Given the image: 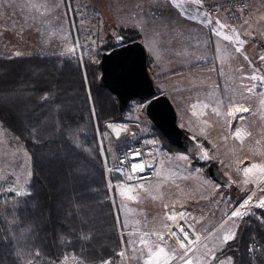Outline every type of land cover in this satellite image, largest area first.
<instances>
[{
  "label": "trees",
  "instance_id": "1",
  "mask_svg": "<svg viewBox=\"0 0 264 264\" xmlns=\"http://www.w3.org/2000/svg\"><path fill=\"white\" fill-rule=\"evenodd\" d=\"M118 36L124 39L120 45L140 40L134 29H120ZM112 40H105L101 55L119 46ZM98 63L83 48L81 55L0 57V125L23 143L32 171L25 196H0V264H68L69 257L121 264L120 227L108 186L109 179L114 186L123 177L117 168L106 170V135L112 125L124 128L131 104L140 101L121 113L117 98L100 85ZM152 130L166 149L185 153L154 125ZM14 207L18 219L12 226L4 216ZM254 240L264 242L263 213L239 228L215 262L253 264L247 248Z\"/></svg>",
  "mask_w": 264,
  "mask_h": 264
},
{
  "label": "rangeland",
  "instance_id": "2",
  "mask_svg": "<svg viewBox=\"0 0 264 264\" xmlns=\"http://www.w3.org/2000/svg\"><path fill=\"white\" fill-rule=\"evenodd\" d=\"M24 1V19L30 17L33 9V20L24 23L22 39H13L19 48L15 51L16 46L7 43V48H0V57L51 55L57 52L81 55L83 48L84 55L99 62L101 49L109 36L115 45L124 41L118 36L123 23L116 27L112 19L111 0ZM159 1L151 0L153 7L149 12L164 11V6L159 5ZM177 2L185 8V14H191L192 11H200L201 14L205 12L201 0ZM191 3H195L194 7ZM150 4L147 3L148 6ZM252 11H264V0H252ZM124 22L127 23V20ZM17 32L19 33V28ZM141 109L140 102L131 104L125 121L120 124L126 129L121 138H117L112 129L106 135L107 155L110 158V167L106 166L107 172L117 167L118 152L139 138H150L157 143L159 150L153 179L131 182L121 172L123 178L119 184L113 186L109 179L108 187L120 227L119 255L124 254L120 255L121 264H164L173 255V250L177 259L171 260L170 264H185L187 260H191L192 264H233L231 258L215 262V257L236 237L241 226L246 225L252 217L264 214V207L254 206L264 199V176L257 180L258 187L254 193L249 191L255 184L246 183L242 197H236L234 190L228 192L205 175L203 164L208 163L204 155L197 158L166 149L156 138L152 122ZM180 114L182 115L181 112ZM178 123L182 129H188L185 131L191 136V126L182 116ZM101 153L107 161L103 148ZM31 179V158L28 151L19 139L11 136L0 125V196H25ZM249 198L252 204L247 209L248 214L242 218L232 216L234 210H245L239 206ZM180 213L184 214L183 217L192 226L195 223L201 233L208 236L204 244L183 259H180L181 251L170 240L160 239L166 233L168 225L181 217ZM170 215L175 218L169 220ZM4 217L9 225L15 226L18 219L15 207L6 210ZM229 234H234V238L224 242L223 236ZM157 246L163 247L167 256L157 257ZM67 262L81 264L80 260L73 257H69Z\"/></svg>",
  "mask_w": 264,
  "mask_h": 264
},
{
  "label": "crops",
  "instance_id": "3",
  "mask_svg": "<svg viewBox=\"0 0 264 264\" xmlns=\"http://www.w3.org/2000/svg\"><path fill=\"white\" fill-rule=\"evenodd\" d=\"M24 3L0 0V48L7 43L19 48L13 39H22L24 23L33 20V9L24 19ZM147 3L151 0H111L113 22L139 33L157 93L191 126L206 162L217 164L231 182L224 189L242 197L246 183H254L249 191L254 193L264 176V59L256 45L257 39L264 43V11H253L251 23L234 25L204 11L208 17L200 11L185 14L177 0H160L161 13L149 12L153 6ZM234 109L240 111L236 116Z\"/></svg>",
  "mask_w": 264,
  "mask_h": 264
},
{
  "label": "water",
  "instance_id": "4",
  "mask_svg": "<svg viewBox=\"0 0 264 264\" xmlns=\"http://www.w3.org/2000/svg\"><path fill=\"white\" fill-rule=\"evenodd\" d=\"M98 69L101 73V87L117 98L121 113L126 112L131 102H142V113L170 145L191 157L202 155L198 143L180 127L178 112L171 100L166 95L157 93L149 72L147 50L141 40L119 45L102 53ZM111 128L117 138L125 131L117 124ZM204 173L221 187L230 189L231 182L217 164H207Z\"/></svg>",
  "mask_w": 264,
  "mask_h": 264
},
{
  "label": "built area",
  "instance_id": "5",
  "mask_svg": "<svg viewBox=\"0 0 264 264\" xmlns=\"http://www.w3.org/2000/svg\"><path fill=\"white\" fill-rule=\"evenodd\" d=\"M201 2L205 13L211 18H224L234 25L251 23L253 20L252 0H201ZM256 45L260 56L264 57V43L257 39ZM239 112V110L234 109L231 115L236 116ZM158 152L157 143L153 140L139 138L118 152L116 168L131 182H143L153 179L156 175ZM136 165H142L143 170L135 168ZM186 224L191 227L185 226L184 230L189 233L190 238L194 236V242L185 245V248L189 250L187 254L204 244L208 239L207 235L195 230L185 217L174 219L168 225L163 238L170 240L182 254L185 249L180 248L179 240L173 233L181 225ZM247 255L253 264H260L261 262L264 264V242L256 240L250 242Z\"/></svg>",
  "mask_w": 264,
  "mask_h": 264
},
{
  "label": "snow or ice",
  "instance_id": "6",
  "mask_svg": "<svg viewBox=\"0 0 264 264\" xmlns=\"http://www.w3.org/2000/svg\"><path fill=\"white\" fill-rule=\"evenodd\" d=\"M217 23H220V22L217 21ZM225 26L226 25H224V24H220L221 28H224ZM217 34L219 35L220 33H217ZM224 39H230V37L225 36ZM262 59H264V57H262ZM251 79H256V77L253 76V77H251ZM249 91H251V89H249ZM246 110L247 109H245V111ZM236 135L240 136L241 134L238 132ZM255 167L256 166L254 165L253 168H255ZM135 168L143 170V166L142 165H136ZM135 168H134V170H135ZM248 171L251 172L252 169L250 168V169H248ZM260 171L264 172V168L260 169ZM251 204H252V201L249 198L245 203H243L241 206H239L240 208H243L245 210H243V211L234 210L233 213H232V216L237 217V218H242L243 216L247 215L248 214L247 209H248L249 205H251ZM254 206L264 207V199H261L259 201V204L258 205H254ZM179 215L181 217H183L184 214L180 213ZM174 218L175 217L171 216V215L168 217L169 220H172ZM185 226H188L189 228L191 227L190 225H187V224L186 225H181V227L178 228L177 231L173 233V235L177 236V239L179 240L180 248L181 249H185L184 253L180 256V259H183V257L186 256L188 251H189L188 249L185 248V245L186 244H191V243L194 242V236L192 238L189 237V233L184 230ZM86 238L87 237H85V239ZM233 238H234V234H229V235H224L222 239H223L224 242H227V241H229V240H231ZM160 239L163 240V236H161ZM157 248H158V251L155 253V255L157 257H159L161 255L167 256V253L165 252V249L163 247L157 246ZM36 255H39V253L37 252ZM120 255L123 256L124 254L120 253ZM174 259H177L176 255H175V250H173V255L170 257V259H166L165 260L164 264H170V261L174 260ZM81 264H82V261H81ZM102 264H109V262L108 261H104V262H102ZM185 264H192V262H191V260H187L185 262Z\"/></svg>",
  "mask_w": 264,
  "mask_h": 264
},
{
  "label": "flooded vegetation",
  "instance_id": "7",
  "mask_svg": "<svg viewBox=\"0 0 264 264\" xmlns=\"http://www.w3.org/2000/svg\"><path fill=\"white\" fill-rule=\"evenodd\" d=\"M198 158V157H197Z\"/></svg>",
  "mask_w": 264,
  "mask_h": 264
}]
</instances>
